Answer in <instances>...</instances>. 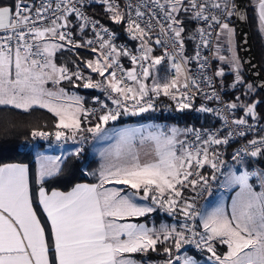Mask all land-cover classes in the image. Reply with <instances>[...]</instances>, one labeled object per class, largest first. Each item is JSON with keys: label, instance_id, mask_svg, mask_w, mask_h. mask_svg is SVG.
I'll return each instance as SVG.
<instances>
[{"label": "snow or ice", "instance_id": "obj_1", "mask_svg": "<svg viewBox=\"0 0 264 264\" xmlns=\"http://www.w3.org/2000/svg\"><path fill=\"white\" fill-rule=\"evenodd\" d=\"M95 3L139 42L136 54L117 45L114 32L86 15L89 0H0V111L43 109L52 114L54 131L34 128L33 140L83 143L85 133L97 140L116 138L101 152L99 170L91 173L96 182L78 183L67 192L49 194L43 186L62 171L61 156L38 153L34 171L31 162L0 163V264H200L187 246L206 253L205 264H264V127L258 128L257 138L247 139L264 119L257 112L264 100L243 103L236 97L223 109L202 104L197 111L216 116L220 129L106 127L122 115L155 110L161 96L174 101L179 111L192 109L201 95L222 102L213 78L224 77V68L214 77L203 75L208 59L200 49L211 47L213 35L214 59L228 64L234 76L229 87L245 86L230 27V18L243 14L232 0H91ZM256 10L264 38V0H257ZM192 21H204L209 30L201 27L187 37H199L195 55L188 56L185 37ZM221 39L228 56L220 55ZM157 48L162 54H155ZM65 49H90L93 58L71 61L73 70L68 62H57V53ZM192 62L200 75L192 73ZM65 82L98 89L104 99L94 97L99 107L88 108ZM201 83L211 92H204ZM220 86L225 87L223 82ZM253 92L247 84L245 95ZM237 111L243 115L236 118ZM237 137L247 142L232 154L234 164L229 165L220 149ZM137 143L150 145V150L142 152ZM252 161L260 166L253 167ZM219 177L222 193L197 207L199 197L212 195ZM233 191L228 204L225 194ZM34 204L50 222L48 233ZM157 210L173 223L139 222ZM150 253L161 259L153 260Z\"/></svg>", "mask_w": 264, "mask_h": 264}, {"label": "trees", "instance_id": "obj_2", "mask_svg": "<svg viewBox=\"0 0 264 264\" xmlns=\"http://www.w3.org/2000/svg\"><path fill=\"white\" fill-rule=\"evenodd\" d=\"M9 0H4L7 3ZM88 6L89 12L96 20L101 21L102 23L111 26L118 37L124 38L123 28L124 25H117L108 19L107 15L104 12V9L99 4H89ZM257 0H247L246 2V11L248 17V23L250 27V33L253 43V48L256 55V60L260 67L261 72L264 75V38H262L260 32L258 31V15L256 10ZM193 30V22L188 24L187 35L185 37V53L190 56L192 53V42L190 39H187L188 36H191ZM59 59L62 63L68 62L70 68H74L75 66L71 63V61L77 60L79 58L89 57L91 55L90 49H78L72 52L68 50H64L59 53ZM215 65L217 66V62L215 59ZM241 73L244 78L245 86H238L236 89L229 87L233 83L234 76L230 71L225 72V76L221 77V82L225 85L224 88H221L224 92L226 99L229 102H234L236 97H240L241 102L249 103L252 101H261L264 100V93L260 92L248 79L242 64H241ZM252 84L254 87V92L245 95L246 85ZM64 86L69 90L73 87L67 85L65 82ZM221 87V86H220ZM75 90L81 92L86 101V106L90 103L89 93L88 91L80 88H74ZM257 112L261 117H264V104H260L257 108ZM237 116L243 115L242 111L236 112ZM148 116V115H147ZM143 117V116H140ZM140 117H130V118H121L116 122L130 121ZM55 117L48 113L43 109H35L31 113H24L19 110H13L9 112L0 111V163H30V169L32 171L35 170V160L33 157V153L30 150V146L27 145V142L31 139V131L34 128H40L44 131L53 132L54 131V123ZM163 119V118H157ZM164 119H172V118H164ZM175 122L181 123H189L190 118L184 119H172ZM194 124H200V121L197 119H192ZM208 121H204L200 125L208 124ZM40 146H44L43 144H39ZM86 149V146H85ZM80 152L77 156L75 154H70L64 159V163L61 168L62 171L53 178L47 179L43 186L47 191H51L54 189L68 191L71 190L76 184L86 181H96L94 178L88 176L90 172L96 166L95 162H92L87 159V152ZM32 171H30V180H31V189L33 193L36 191V185L32 183ZM89 172V173H88ZM34 207L37 211V215L41 220L42 226H44L46 233L50 230V223L47 221L46 215L43 213L42 208L36 204ZM158 216H163L167 218L163 214H159ZM150 256L153 260H159L161 257H158L156 253H150Z\"/></svg>", "mask_w": 264, "mask_h": 264}, {"label": "built area", "instance_id": "obj_3", "mask_svg": "<svg viewBox=\"0 0 264 264\" xmlns=\"http://www.w3.org/2000/svg\"><path fill=\"white\" fill-rule=\"evenodd\" d=\"M233 3L234 0H232ZM89 4H91V0H89ZM95 4H99V3H95ZM100 5V4H99ZM217 14H219L217 12ZM86 15H89L90 17L93 18V16L91 15V13L89 12V9L87 7V11H86ZM95 19V18H93ZM193 22V30L191 33V36L193 35V33H195V30L198 28L203 27L205 29V31H208L209 29L207 28V24L204 21H192ZM100 23L102 25H104V27L109 28L110 31L114 32L116 34V32L114 31V29L109 26L106 25L104 23H102L100 21ZM235 24V14L230 18V25H234ZM125 28V26H124ZM123 28V34H124V38H120L117 36V39L114 41L117 45H125L127 46L129 49H132L133 51L135 50V48L138 47L139 42L138 41H134L131 40L129 38V36L127 35L126 31ZM216 31H219V29L217 28ZM88 35L92 36V32L89 29L88 31ZM153 39H155V37H153ZM212 39V45L210 48H201V55L202 57H207L208 59V65H207V70L203 73V75L205 76H210V77H214V72L218 69L217 66L215 65V59H214V53H215V48H216V39H215V35H213ZM192 42V53L190 54V56L195 55V51L197 49V45L199 44V37H197L196 39H191ZM162 49L157 48L155 51L156 55H160L162 54ZM134 54L135 51H134ZM122 62L125 64L126 67H131L130 61L127 58H123ZM189 67L191 68V71L194 75H200L198 66L196 64V62H192ZM74 70V68H72ZM86 75L88 74V72L85 73ZM94 79H100V77L96 76L95 74H92ZM220 77H214L213 78V87H215L217 89V91L220 93L221 95V101L222 102H217V101H208L205 99L204 96H198V98L195 100L194 102V106L192 109H186L183 111H179L176 108L175 102L169 100L167 97H163L161 96L160 98H157L155 101V110L153 111H149L146 113H142L140 115H136V116H131V115H122L119 119L121 118H130V117H140V116H150L153 118H172V119H184V118H190L189 123H184L181 122V124L183 125V129L186 127H192V128H196V129H209L212 128L214 129H220L222 126V121L219 120L216 116L210 114V113H202L197 111L198 108H200V106L202 104L207 105L208 107H212L215 109H223L224 105L229 103V101L226 99V96L224 94V92L222 91L221 87H220ZM82 89L88 91L89 93V98H90V103L86 106L88 108H92V107H99V105H96L93 103V98L96 96L101 97V99H104V94L98 90V89H85L83 87H81ZM201 88L204 90V92H211V89L204 83H201ZM106 103L109 104L110 107H114L111 105L110 101H105ZM242 116V115H240ZM240 116H237L235 113V117L238 118ZM118 119V120H119ZM192 119H197L200 121V124H202L204 121H208V124L205 125H200V124H194ZM233 119V117L230 115L229 116V120ZM117 120V121H118ZM116 121H110L109 123H114ZM249 123L253 124V125H257L256 121H253L251 119H249ZM234 127V126H233ZM259 127H264V119H261L259 121V124L257 125V131H252L249 132L247 134V139H252V138H257L258 137V128ZM225 132L227 131V129L224 130ZM260 134H264V133H260ZM91 134L85 133V140L83 141V143H79L82 144V146H85V143L87 141V139L89 137H91ZM247 141L244 138H239L237 137L235 141L230 142V144L228 146H221V151L223 152V159L228 162V164H234V162L231 160V156L232 154L236 151L237 148H240L243 144H245ZM66 143H74L72 141H67V142H61L58 143L55 141L54 138H51L49 140H40V139H36L33 140L32 137L31 139L27 142L28 146H32L34 144H43L45 145H56V146H62ZM261 163H264V159H262ZM252 165L253 167H259L260 165H257L255 161H252ZM227 169H225L226 171ZM210 171V170H209ZM223 177H219L218 180L216 182L212 183V194L215 193L218 189H220V179H222ZM187 195L189 196H194L195 193H187ZM208 194L205 193L203 196L199 197L196 200V204L197 207H200L201 201L203 200L204 197H206ZM156 212H158L159 214H163L165 215L167 218H169L170 220H172L171 217H169L165 212L157 210ZM188 248H190L189 254L190 255H196L197 258L200 259H205L206 258V253H198L197 250H195L194 248H192L191 246H187Z\"/></svg>", "mask_w": 264, "mask_h": 264}, {"label": "rangeland", "instance_id": "obj_4", "mask_svg": "<svg viewBox=\"0 0 264 264\" xmlns=\"http://www.w3.org/2000/svg\"><path fill=\"white\" fill-rule=\"evenodd\" d=\"M230 27H232L235 30V26L234 25H230ZM217 43V42H216ZM235 43H236V38H235ZM221 44H222V50L220 52V55H225L228 56L229 53L226 50V46H223V39H221ZM67 50V49H65ZM236 51H237V47H236ZM238 54V51H237ZM59 56H61L59 53H57V62L58 63H62L59 59ZM92 54L89 57H84L83 59H91ZM217 62V68H224L225 72L230 71V66L224 62H221L220 60L216 59ZM221 78V77H220ZM69 92H76L77 94L81 95L83 97V94L77 90H75L74 88H72L73 90H69L68 88H66ZM147 124H159V125H166V126H176L179 127L181 129H183V125L181 123L175 122L172 119H157V118H153L150 116H143L140 118H136L134 120H130V121H123V122H114V123H109L106 127L108 129H120V128H125V127H135V126H140V125H147ZM116 143V138L113 137L110 140H97L96 138H94L93 136L89 137L85 143V146L83 147L82 144H77L74 146H70L69 143H66L62 146H56V145H45V146H40L39 144H34L32 146H30V150L33 153V157L34 160L36 158V155L38 153H43L45 155H49V156H61L62 159H64L65 157H67V155L71 154V153H75L77 148H80L81 151H83L85 149V151L87 152V159L95 162L96 166L93 169L92 172H88V176L91 178L95 177L93 175H91V173L97 172L101 166L102 163H104V160L101 156V152L104 149L109 148L111 145ZM137 148H140V150L143 151H147L150 150V145H145L143 146V148H141V146L137 143ZM232 165V164H230ZM62 166V165H61ZM49 179V178H47ZM46 179V180H47ZM222 189H218L215 193H213L211 196L207 195L206 197L203 198V200L201 201L200 206H207V204L210 201L215 200L221 193H222ZM234 191L231 193H226L225 194V200L226 203L230 204V197L232 195H234ZM198 260L200 261L201 264H205L206 262V258L205 259H200L198 258Z\"/></svg>", "mask_w": 264, "mask_h": 264}, {"label": "water", "instance_id": "obj_5", "mask_svg": "<svg viewBox=\"0 0 264 264\" xmlns=\"http://www.w3.org/2000/svg\"><path fill=\"white\" fill-rule=\"evenodd\" d=\"M238 13L243 18L235 15L236 47L242 67L250 82L262 93H264V75L260 70L253 48L250 27L248 23L246 2L247 0H234Z\"/></svg>", "mask_w": 264, "mask_h": 264}, {"label": "crops", "instance_id": "obj_6", "mask_svg": "<svg viewBox=\"0 0 264 264\" xmlns=\"http://www.w3.org/2000/svg\"><path fill=\"white\" fill-rule=\"evenodd\" d=\"M12 0H9L7 3H11ZM256 9H257V5H256ZM258 15V14H257ZM71 91L73 89H70ZM75 92V91H74ZM84 97V96H83ZM85 100V99H84ZM79 143H70V146H74V145H77ZM81 152V151H80ZM71 154H74V153H71ZM70 155V154H69ZM68 156V155H67ZM66 158V157H65ZM64 158V159H65ZM63 159V160H64ZM96 181H86V182H81V183H94ZM30 186H31V180H30ZM55 191H62V190H58V189H54ZM47 191V190H46ZM53 191V190H51ZM51 191H47L49 194L51 193ZM70 191V190H68ZM62 192H67V191H62ZM46 215V214H45ZM139 222H142V223H147L149 226H152L153 223L156 225V226H159L160 223L164 222V223H173V220H170V219H166L165 217L163 216H158L157 215V212H154L152 214H150L147 218H140V221ZM50 223V222H49ZM197 258V257H196ZM198 259V258H197ZM201 264V263H200ZM204 264V263H203Z\"/></svg>", "mask_w": 264, "mask_h": 264}]
</instances>
